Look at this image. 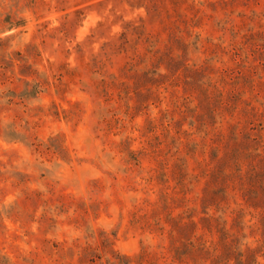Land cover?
Here are the masks:
<instances>
[{"label":"rangeland","instance_id":"1","mask_svg":"<svg viewBox=\"0 0 264 264\" xmlns=\"http://www.w3.org/2000/svg\"><path fill=\"white\" fill-rule=\"evenodd\" d=\"M0 264H264V0H0Z\"/></svg>","mask_w":264,"mask_h":264}]
</instances>
